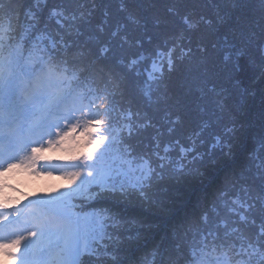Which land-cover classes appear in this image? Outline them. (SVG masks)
<instances>
[{"label": "snow or ice", "instance_id": "6c2138e0", "mask_svg": "<svg viewBox=\"0 0 264 264\" xmlns=\"http://www.w3.org/2000/svg\"><path fill=\"white\" fill-rule=\"evenodd\" d=\"M187 2L170 0L171 19L156 17L150 32L123 0L111 19L108 0L99 22L96 0H29L23 8L0 0V175L57 168L66 181L11 210L0 201V256L13 264H128L120 257L126 235L137 241L134 264H264V109L258 125L247 113L238 121L233 89L215 82L207 48L192 46L195 34L229 20L227 80L243 70L242 58L264 80V0H229L231 11L213 0L215 19L195 7L181 13ZM68 142L76 151L57 157L61 163L44 155ZM217 152L232 162L223 183L171 244L141 248L143 225L129 206L157 204L162 183L200 175Z\"/></svg>", "mask_w": 264, "mask_h": 264}, {"label": "trees", "instance_id": "16d2710c", "mask_svg": "<svg viewBox=\"0 0 264 264\" xmlns=\"http://www.w3.org/2000/svg\"><path fill=\"white\" fill-rule=\"evenodd\" d=\"M52 3H56L57 0H51ZM128 10L135 12L141 20L147 19L149 23V31H154L153 21L156 17L161 20L171 19L170 14L166 11V5L170 3V0H123ZM19 5L23 8L29 4V0H18ZM108 3V0H96L97 11L95 13L94 22H99L104 18V5ZM215 3L226 11H231V5L229 0H215ZM213 0H188L186 4L179 5L181 13L191 11L195 7L197 13H204L212 19H215V10L212 8ZM154 5V7H153ZM119 6V0H112L111 7L107 9L111 16H116V8ZM230 21L226 20L223 24L216 25L212 28H206L202 32L193 36V48L197 43H202L208 50L207 64L214 74H218L215 82L218 85H223L230 89H233V95L235 102L242 106V112L238 114V121H245L248 114L257 125L259 123V117L264 105L261 101L264 98V80L260 78V72L258 69H253L248 66L247 59L242 58L240 63L243 66V70L234 74V79L230 83L227 80L228 69L224 67L222 61L221 52L223 51L222 45L225 38L229 41L232 40V33L230 28ZM111 26H114L111 25ZM163 27V25H161ZM238 43V41H237ZM217 45L216 48L213 45ZM192 70L195 72V64L192 65ZM185 69L181 68L179 72L174 75L169 81V86H173L175 81L180 78ZM239 82L238 85L236 82ZM240 90H247L246 95L240 97L235 92V88ZM185 122L188 119L195 120V113L191 116L185 115ZM247 129V124H245ZM76 136L80 134L75 133ZM71 142L64 145L67 149ZM246 148L252 147L251 141H249ZM74 149V147H72ZM66 151V150H65ZM65 151L52 149L51 151L44 152L46 157H50L52 161L61 163L55 158L60 157ZM227 151V149H225ZM244 148L237 145L234 148V153L237 160L242 159ZM75 154V153H73ZM58 155V156H57ZM216 163L207 161L200 165V175L186 176L180 182H164L160 185L159 191L155 197L158 201L157 204L140 205L135 203L129 206L130 215H134L138 221H140L143 227L140 229L142 233L141 240L139 242L142 248L144 244H164L169 245L172 242V235L175 229H178L185 220L186 216L192 215L198 211V205L206 198L211 197L217 187H219L223 181L225 175L232 167V162L225 159L219 152H217ZM42 163H45L42 161ZM17 170V169H16ZM61 171L57 168H53L49 172H38L33 174L25 170L19 172L12 182L4 179L0 183L4 191V198H0V201L6 200L8 203V209L11 210L19 204L26 203L25 198H32L37 195H41L44 190V184L49 179H62ZM47 179V180H46ZM4 187V188H3ZM135 235V233H133ZM123 248L124 251L120 253L121 259H125L128 264H134L136 259H139L140 252L137 248L136 240H128L125 235ZM0 264H13V261H5L0 259Z\"/></svg>", "mask_w": 264, "mask_h": 264}, {"label": "rangeland", "instance_id": "374dc122", "mask_svg": "<svg viewBox=\"0 0 264 264\" xmlns=\"http://www.w3.org/2000/svg\"><path fill=\"white\" fill-rule=\"evenodd\" d=\"M67 146V145H66ZM69 147L66 149L65 153L62 154L60 157H67V156H71L73 155V153H75L76 149H72L73 144L70 143L68 145ZM58 156V155H57ZM56 159V158H55ZM25 170L24 169H14L13 171L11 172H8V173H5L3 175H0V183H2L4 181V179H7L9 182H12L13 178H15L17 176V174L19 172H24ZM47 180V179H46ZM65 179L62 178V179H56V180H53V179H49L45 184H44V190L43 192H41L42 194L44 193H50L52 192L54 189H62L64 188L65 186ZM4 188V187H3ZM8 189V188H7ZM7 189H2L0 187V198H4L5 193L4 191L7 190ZM0 259L2 260H5V261H10L11 259L8 258V257H4V256H0Z\"/></svg>", "mask_w": 264, "mask_h": 264}]
</instances>
